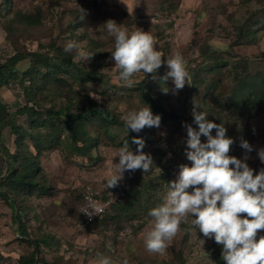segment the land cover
I'll use <instances>...</instances> for the list:
<instances>
[{
	"label": "rangeland",
	"instance_id": "rangeland-1",
	"mask_svg": "<svg viewBox=\"0 0 264 264\" xmlns=\"http://www.w3.org/2000/svg\"><path fill=\"white\" fill-rule=\"evenodd\" d=\"M16 13L37 17L40 25H29L20 33V27L10 22ZM108 20L129 31L139 28L150 32L155 48L165 61L154 76L139 73L131 87L119 79L111 59L114 37L107 31ZM69 41L95 54L86 62L75 58V50L68 52L81 71L95 68L99 74L97 80L84 81L72 66L64 71L53 68L60 61L58 52L51 47L64 50ZM19 50L49 55L52 72L71 86L68 91L75 98L74 112L87 107L92 100L115 112L124 125L100 128L88 124L86 132L97 143L90 154H83L74 147L69 132L59 120L53 121V130L49 127L52 119L44 115L34 131L27 116L16 115L17 109L27 104L38 105L43 110L66 105L65 97L55 94L59 84L44 77L49 68L40 67L24 83L20 79L1 89L3 102L15 115L16 125L36 135L42 134L46 148L41 154L34 150L30 137L25 141L38 157L40 180L51 190L45 194L39 191L23 194L14 201L3 188L0 264H18L21 256L34 251L30 241L39 238L50 242L42 246L38 255L47 264H98L102 257L110 258L112 264H122L124 258L129 264H217L213 256L214 238L204 237L198 229L185 231L191 217L188 224L181 225V231L163 254L150 253L145 247V236L153 223L149 212L163 202L167 184L178 178L180 166H191L186 155L190 150L186 126L199 132L194 122V107L196 112L207 113V120L223 124L227 137L232 138L231 132H235L237 142L229 155L247 163L254 175L264 169L258 155L264 149V102L253 111L243 107L235 111L230 102L240 78L251 81L253 90L264 89V0H0V64ZM175 54L183 57L191 76V86L186 84L178 91L170 77L165 79L170 71L166 60ZM216 62L226 65L212 71ZM31 67V59L17 65L21 77ZM142 83L150 98L163 97L162 108L166 113L160 115L159 128L145 127L137 133L145 144L143 152L152 157L151 169L125 171L126 187L134 186L142 194L134 198L130 210L123 208L122 217L112 219V211L108 221L82 231L80 208L87 188H107V178L119 162L117 155L125 142L134 153L138 148L127 141L133 131L127 129L123 117L128 111L145 107L155 116L144 100L145 92L138 89ZM250 92L244 88L238 96ZM27 96L32 100L28 101ZM215 134L213 129L212 135ZM1 135L0 177L7 172L5 149L11 153L17 151L11 129L5 127ZM200 139L202 143L207 141L202 134ZM242 140L252 146L251 152L240 146ZM17 208L24 214L28 237L20 232Z\"/></svg>",
	"mask_w": 264,
	"mask_h": 264
},
{
	"label": "clouds",
	"instance_id": "clouds-1",
	"mask_svg": "<svg viewBox=\"0 0 264 264\" xmlns=\"http://www.w3.org/2000/svg\"><path fill=\"white\" fill-rule=\"evenodd\" d=\"M105 25L114 37L111 59L119 79L131 87L139 73L154 76L165 61L163 54L155 48L150 32L139 28L129 31L113 20H108ZM74 50L77 52L75 58L86 62L95 55L79 49L75 41H69L64 51ZM166 63L170 71L165 79H172L175 91L182 90L186 84L191 86L190 73L180 54L167 59ZM193 116L199 132L186 126L190 149L186 155L191 166H180L178 178L167 184L163 202L150 210L153 223L145 236V247L150 253L163 254L181 231V225L188 224L191 217L185 231L198 229L204 237L214 238L223 246L222 259L226 264H264V235H258L264 231V169L254 175L247 163L229 155L234 140L226 136L227 129L223 124L207 120L208 114L196 112L195 107ZM123 119L127 129L136 133L145 127L159 128L161 124V117L154 116L149 107L128 111ZM213 129L216 130L214 136ZM201 134L207 137L204 143ZM132 142L138 145L135 153L127 142L119 150V162L114 164L107 178L109 189L119 185L125 171L142 169L148 172L151 169L153 161L150 154L143 152L144 141L133 138ZM240 146L252 151L247 141L242 140ZM258 155L264 162V149ZM86 199L89 204L81 212L91 218L93 212L89 208L94 209L95 214L98 209L90 197ZM98 264H112V261L102 257ZM122 264H129L128 259L124 258Z\"/></svg>",
	"mask_w": 264,
	"mask_h": 264
},
{
	"label": "trees",
	"instance_id": "trees-1",
	"mask_svg": "<svg viewBox=\"0 0 264 264\" xmlns=\"http://www.w3.org/2000/svg\"><path fill=\"white\" fill-rule=\"evenodd\" d=\"M78 16L79 14L76 13V19H78ZM10 22L14 23L13 25L19 26L20 30L18 32L21 33L22 29L24 31V29L29 25H40L41 21L37 17L31 15H22L20 13H16L15 17L11 19ZM11 29L15 31L14 28ZM51 48L56 49L59 54L60 65L58 67H53L55 68V70L64 71L68 67L72 66L73 68H75V70H78L79 73L82 74L84 81H94L98 79L99 74L95 68L90 71H81L79 67L72 62L71 56L63 49L56 48L55 45H53ZM27 59H31L32 67L29 72H25L21 77V72L17 68V65ZM222 65L226 64L216 62L215 64H213L211 70L214 71L217 68L222 67ZM40 67H46L50 69L49 71H47V73L45 74L46 76L44 77L48 81H53L59 84L58 91H56L55 94L65 97L67 103L66 105H62L58 109L51 107L49 109L43 110L38 105L29 106L28 104L21 108H18L16 115L27 116L30 123H33L32 125H34V131H36L35 129L39 128L38 122L40 117L46 115L47 117L52 119V124H49V127H52L53 130L55 129V122L53 123V121L57 119L60 121L65 130L69 132V136L72 143L74 144V147L80 153L90 154L91 148L97 142L96 140H92L91 138H89L88 133L86 132V127L88 126V124L98 125L100 128L124 125V123L115 112L105 107L104 105L92 100H89L87 107H82L79 112H74V105L72 100L75 98L71 96L72 92L68 91L71 89V86L63 78H60V76H56L57 73L52 72L51 59L49 55L41 52L30 53L19 50L15 55L0 64V140L2 136V130L5 127H9L12 131V134H14L16 137L15 142L17 146V151L13 153H11L8 149H5L7 172L2 177H0V194L4 188L8 192V196L14 201H16V198L22 196L23 194L29 195L31 193H34L35 191H39L40 194H45L49 193L51 190L50 187H47L40 180L41 175L38 157L33 154V152L29 149V144H27V142L25 141L30 137L34 150L37 151L38 154H41L43 152V149L46 148L45 144H43L42 142V134H38V136L33 132H28L21 126L16 125L15 115L9 112L8 107L3 102L1 93V89H3L4 87H9L12 82H17L21 79L22 83H24L26 79H29V76H31L32 73L38 71ZM239 80L240 82L234 91V96L232 94V96L230 97V102L232 105L231 107L235 109V111H237L239 107H243L246 110L253 111L256 109L259 103L264 102V89L253 90L254 84H252L251 81L250 83L243 81V78H240ZM144 86L145 85L143 83L139 84L138 89L145 92ZM244 88L250 89L252 90V92L241 97L238 96V94L241 93ZM25 89H27V87ZM144 96V100L150 105L155 115H166L165 110L162 108V96L157 97L156 100H153L148 95H146V92L144 93ZM27 99L28 101L32 100L29 98V96H27ZM231 133L233 135L232 139L234 140V142H237V139L235 138V132L232 131ZM133 138H139V134H137L136 132H132L130 137L127 138V141H132ZM78 143L81 144V146H78ZM232 149L233 147L231 146L230 152H232ZM141 194V191H139V189H136L134 186L129 189L126 187V196L124 200L112 206L109 211L103 216V218L97 220L93 225L108 221V219L111 218L110 213L112 211L114 212V216L112 219L122 217L124 211L123 208L130 210L133 205L134 198ZM16 211V219L20 226V232L24 236L28 237L29 235L27 229L23 224L24 214H22V212L18 208ZM262 233L264 234V231H261L258 235H263ZM30 242L34 247V251L30 255L21 256L18 264H47L45 260H39L38 255H40V253L42 252V246L50 245L49 240L47 238H39L32 239ZM214 247L215 251L213 252V256L215 257L217 264H226V262L222 259V245H219L215 242Z\"/></svg>",
	"mask_w": 264,
	"mask_h": 264
},
{
	"label": "built area",
	"instance_id": "built-area-1",
	"mask_svg": "<svg viewBox=\"0 0 264 264\" xmlns=\"http://www.w3.org/2000/svg\"><path fill=\"white\" fill-rule=\"evenodd\" d=\"M126 172L124 173L123 179L119 182V185L115 188L109 189H98L93 187H88L84 193L83 204L80 208V229L82 231L87 230L91 227L97 220L103 218V216L109 211V209L122 202L126 196ZM91 198V203L98 209L95 214L94 209L89 208L90 212H93L91 218L81 210L88 206L89 200L86 198Z\"/></svg>",
	"mask_w": 264,
	"mask_h": 264
}]
</instances>
